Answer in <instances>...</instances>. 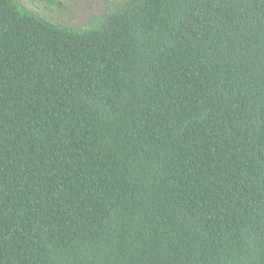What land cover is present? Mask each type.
I'll use <instances>...</instances> for the list:
<instances>
[{"label": "trees", "instance_id": "1", "mask_svg": "<svg viewBox=\"0 0 264 264\" xmlns=\"http://www.w3.org/2000/svg\"><path fill=\"white\" fill-rule=\"evenodd\" d=\"M0 264H264V0H0Z\"/></svg>", "mask_w": 264, "mask_h": 264}, {"label": "rangeland", "instance_id": "2", "mask_svg": "<svg viewBox=\"0 0 264 264\" xmlns=\"http://www.w3.org/2000/svg\"><path fill=\"white\" fill-rule=\"evenodd\" d=\"M27 9L55 23L73 28L86 26L107 3L122 0H17Z\"/></svg>", "mask_w": 264, "mask_h": 264}]
</instances>
